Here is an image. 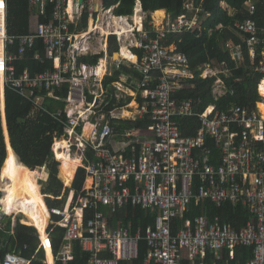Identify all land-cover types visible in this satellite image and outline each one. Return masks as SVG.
I'll return each mask as SVG.
<instances>
[{
	"label": "built area",
	"instance_id": "1",
	"mask_svg": "<svg viewBox=\"0 0 264 264\" xmlns=\"http://www.w3.org/2000/svg\"><path fill=\"white\" fill-rule=\"evenodd\" d=\"M29 2L43 15L52 5V17L39 22L35 32L19 36V49L12 52L8 47L15 38L7 32V0L2 4L0 0L1 80L5 88H13L61 119L64 132L54 139L55 157L61 164L54 146L65 138L71 154L82 160L77 171L86 169L78 195L72 183L70 204L49 206L48 238L51 225L65 229L57 257L52 248L55 263L73 261L78 242L88 257L87 264H134L140 243L145 241L147 253L142 264H233L238 246L251 248L252 256L237 264H264V22L260 25L251 17L257 14V3L249 0L246 5L251 16L235 22L255 71L263 75L256 107L234 103L220 109L218 101L234 91L217 77L212 88L215 109L208 112L209 105L199 112L193 98L176 97L183 83L195 77L196 70L176 41L168 43L173 33L201 29L198 15L203 9L193 0L186 1L184 14L167 16L159 25L149 21L146 28L135 26L121 33L115 19L133 24L132 15H118L116 6L101 7L100 0H84L82 4L79 0ZM84 11L89 24L79 30ZM110 35L117 36L119 51L105 60L103 73L96 65L78 62L81 55L99 53L98 45L106 48ZM38 39L54 60V69L35 75L25 70L18 75L14 63ZM123 46L131 57L122 55ZM225 47L235 59L241 53L230 38H226ZM36 58H41L40 53ZM122 65L139 75L121 74L118 80L106 83L114 67ZM210 65H203L204 78L220 72ZM66 83L69 95L61 98L57 91ZM111 94L123 103L110 109ZM47 99L63 100L64 106L53 110L46 105ZM175 116L194 118L193 131L186 132ZM147 118L152 123L144 128L122 132L116 128L121 120ZM88 152L93 153L92 158ZM37 169L49 175L47 164ZM47 179L39 178L38 182L42 185ZM4 193L0 189V199ZM44 195L48 201L50 194ZM226 202L248 207L251 218L241 228L209 214V203L221 207ZM194 203L200 204L201 212L188 216ZM129 204L143 209L151 220L137 226L132 221L123 222L119 213ZM4 215L14 216L13 225L23 223L19 215L4 212L0 217ZM39 238V248L45 251L43 262L49 264L40 231ZM28 248L25 244L8 252L0 264H32L36 256H25Z\"/></svg>",
	"mask_w": 264,
	"mask_h": 264
},
{
	"label": "trees",
	"instance_id": "2",
	"mask_svg": "<svg viewBox=\"0 0 264 264\" xmlns=\"http://www.w3.org/2000/svg\"><path fill=\"white\" fill-rule=\"evenodd\" d=\"M186 1L140 0L143 11L148 14V17L144 21V27H147L153 13L157 17L165 15L166 12L160 9H166L167 15L170 17H177L186 13ZM193 1L197 7L203 9L198 15L201 29L183 30L182 32L171 34L168 38V43L176 41L179 44V49L187 55L191 67L196 70L195 77L183 83L176 97L178 99L193 98L196 103V111L202 112L213 103V84L217 77H222L229 89L233 90L234 93L228 92L218 101L220 109H227L234 103L255 108L257 100L260 98L258 84L263 75L255 71V65L252 63L247 44L241 40V36L235 27L237 20L246 19L251 16L246 5L249 0ZM254 1L257 3L258 9L257 14L251 17L257 19L261 25L264 22L263 0ZM136 3L137 0H100L101 7L110 8L116 6V14L124 16H133L135 14ZM52 9L53 6L48 5L46 14L43 15L39 13L37 8L31 7L29 0H7V32L9 36L15 38L14 44L8 47L9 51H18L19 36L35 32L39 22H48L52 17ZM207 13H210V15H206ZM88 24L89 15L84 11L77 28L83 30L88 27ZM219 25L221 27H218ZM226 38L232 39L236 43V46L241 49V53L236 59L233 58L230 50L225 47ZM118 51L119 43L117 36L110 35L107 54L112 57ZM37 53H40L41 58H36ZM104 55L105 52L81 55L78 57V62L97 64L99 59L104 57ZM258 61L259 57L256 58V63ZM208 63L213 67L219 68L220 72L218 75L207 78L201 75L204 69L203 65ZM14 64L18 75L25 70L35 75L49 69H54V60L48 56L47 47L41 39H38L35 45L26 51L24 56L19 58ZM121 74L139 75L132 68L122 65L114 67L112 75H108L105 82L110 83L115 81ZM68 94V83H66L62 90L57 91V95L61 98H67ZM47 100L53 110L57 109H55L54 102L52 101L58 102L60 106H64L63 100ZM5 103L11 144L10 140L7 139V154L0 109V189L5 190L6 186L10 183L7 197L3 200V204L5 205L6 202V211L9 215L16 216L21 212L29 213L37 228L24 218H21L23 223L17 221L13 225L12 217L5 216L6 223L4 224L1 221L0 225V261L4 259L8 252L17 251L19 248H23L25 244H28L29 248L24 251V255L31 257L35 254L36 258L32 264H46L43 262L45 251L43 247L39 248V230L41 241L47 250V261L49 264H54L50 240L46 233L48 219H51L49 206L57 204L59 207H64L67 203L69 205L73 195L71 189L72 183L78 195L84 186L86 169L80 167L77 171L80 165L66 161H61L60 165V162L56 159L53 144L55 137L64 132L61 119L53 115L51 111L35 105L30 98L21 95L9 86L5 88ZM122 103H118L111 94L110 109ZM195 121L194 118L181 120L182 127L185 128L186 132H192ZM119 122L116 126L119 132H122L126 128H144L152 123L150 118L145 120H121ZM62 139H59L54 146L57 154ZM211 147L214 151H218L213 143ZM88 155L91 158L93 157L92 152H88ZM59 157L63 158L62 160L65 159L62 156ZM44 164H47L49 178L47 172L37 169ZM3 165L5 177L3 175ZM39 178H48L43 188L44 193L50 194L48 201L42 192L41 183L38 182ZM208 207L211 216L219 215L223 221L232 223L238 229L251 218L248 207L243 204L233 205L231 202H226L223 206L217 207L215 204L209 203ZM200 212V204L194 203L193 209L188 216H193ZM119 214L123 218V222L128 223L132 221L134 226L138 224L146 225L151 220L145 215L146 213L143 209L134 207L131 204L123 207ZM49 232L53 252L57 257L64 240L65 229L60 226L51 225ZM37 249L38 252H36ZM74 252L75 259L69 264H87L88 257L78 242L75 243ZM146 253L147 244L145 241H141L140 255L134 261V264H142ZM251 256V248L238 246L236 248L235 260L232 263H243ZM55 264H61V262L56 260Z\"/></svg>",
	"mask_w": 264,
	"mask_h": 264
},
{
	"label": "bare ground",
	"instance_id": "3",
	"mask_svg": "<svg viewBox=\"0 0 264 264\" xmlns=\"http://www.w3.org/2000/svg\"><path fill=\"white\" fill-rule=\"evenodd\" d=\"M138 1V0H137ZM136 4H138V3H136ZM137 8V7H136ZM137 12L138 13H135L134 15H133V18H134V20H133V24H128L127 22H125V23H122V22H120L119 21V19H115V26L117 27V28H119V29H121V30H119L120 31V33L121 32H126V31H129V29H133L135 26H138V27H143V28H145L144 27V22L142 23V24H140V23H137L136 21H141V19H142V14H141V8H140V6H138V8H137ZM125 20V19H124ZM136 20V21H135ZM129 28V29H128ZM103 31H105V29H103ZM174 48H177L176 46L174 47ZM122 55L123 56H125V57H131V54H130V52L128 51V49H127V47L126 46H123L122 47ZM105 59H102L101 60V63L98 65V71L100 72V73H102L103 71H104V65H105ZM215 107H216V103L215 102H213V103H211L210 104V106H209V108H208V112H211V111H213L214 109H215ZM175 119H178V120H187V119H190V116H175ZM61 148H63L64 150H60ZM61 153V155H62V153H63V157L65 158L64 160H62V159H60V157H59V154ZM57 157H58V159H60V161L62 160V161H66V162H73L74 164H77V165H82V160H81V158L80 157H74L72 154H71V151H70V148H68V142L66 141V139L65 138H63L62 139V142H61V144L59 145V152H58V154H57ZM79 162V163H78ZM9 185H10V183L6 186V188H5V190H8V188H9ZM5 204H6V202H5ZM5 210H6V208H5Z\"/></svg>",
	"mask_w": 264,
	"mask_h": 264
},
{
	"label": "crops",
	"instance_id": "4",
	"mask_svg": "<svg viewBox=\"0 0 264 264\" xmlns=\"http://www.w3.org/2000/svg\"><path fill=\"white\" fill-rule=\"evenodd\" d=\"M1 4H2V0H1ZM138 6H140V8H141V14H142V19H141V21H137V23H142V20H143V22L146 20V12H144L143 11V9H142V7H141V2L140 1H138V4L136 5V7L138 8ZM137 8H135V13H138L137 12ZM160 10H164L166 13H165V15L164 16H159V17H155L154 16V19H155V23L157 24V21H160V23L165 19V17H167L168 15H167V11H166V9H160ZM157 11H159V10H157ZM156 12V11H155ZM153 14H155V13H153ZM132 19L134 20V18H133V16H132ZM107 49H108V46L106 47V48H104V45H103V48L101 49V51L99 52V53H101V52H105V55H104V57H102V58H100L99 59V62L97 63V64H93V65H96V66H98L100 63H101V60L102 59H107V58H109L110 56L107 54ZM95 54H97V53H95ZM106 63H107V61H105ZM84 63H86V62H84ZM106 63H105V65H104V70H105V66H106ZM91 64V63H90ZM104 72V71H103ZM102 72V73H103ZM0 75H1V72H0ZM123 75V74H122ZM120 78V77H119ZM118 78V79H119ZM117 79V80H118ZM69 95V94H68ZM5 105H6V103H5V87H4V85H3V80H1V76H0V109H1V113H2V125H3V130H4V136H5V141H6V149H7V154H8V147H7V139H9L10 140V144H11V138H10V135H9V131H8V126H7V120H6V112H5ZM11 147H12V145H11ZM14 150V149H13ZM15 152V151H14ZM15 154H16V152H15ZM17 155V154H16ZM17 157H18V155H17ZM4 165H5V162H4ZM4 165H3V171H4ZM4 190V189H3ZM5 199V194L2 196V199H1V201H0V216L4 213V212H6L7 213V211L5 210V208H6V204L4 205L3 204V200ZM41 200H42V194H41ZM5 206V208H3ZM4 210H3V209ZM26 214H28V213H26ZM1 217H0V225H1ZM48 219V218H47ZM49 221H50V219H48ZM36 227V226H35ZM47 227H48V225H47ZM37 228V227H36ZM47 229V228H46ZM46 233H47V231H46ZM50 240V239H49ZM51 247V251H52V246H50ZM52 255H53V253H52ZM47 259V258H46ZM48 262V261H47ZM53 263L55 264V260H54V255H53Z\"/></svg>",
	"mask_w": 264,
	"mask_h": 264
},
{
	"label": "rangeland",
	"instance_id": "5",
	"mask_svg": "<svg viewBox=\"0 0 264 264\" xmlns=\"http://www.w3.org/2000/svg\"><path fill=\"white\" fill-rule=\"evenodd\" d=\"M138 1H140V0H138ZM138 1H137V3H138ZM137 5V4H136ZM141 7H142V5H141ZM167 11V10H166ZM146 16L148 17V14L146 13ZM154 16L157 18V16H156V14H152V19L151 20H149V21H155V19H154ZM136 21V20H135ZM137 22V21H136ZM142 23H143V20H142ZM141 23V24H142ZM160 24V21H157V25H159ZM98 47H99V50L100 49H102L103 47H100L99 45H98ZM97 49V47L95 48V52H98V49ZM211 66V65H210ZM211 67H213V66H211ZM210 68V67H209ZM218 68V67H217ZM217 70H219V68L217 69ZM52 102H54V107H55V109H58V108H60V107H63V106H60L59 104H58V102H55V101H52ZM46 105L47 106H50V103H49V101L47 100L46 101ZM59 156H62L63 157V153H62V155H61V153L59 154ZM18 159L20 160V158L18 157ZM60 159H63V158H60ZM59 159V160H60ZM62 161V160H61ZM21 162V161H20ZM79 163V162H78ZM61 165V164H60ZM40 170V169H39ZM59 171H60V168H59ZM1 175V174H0ZM3 175H4V177H5V172L3 171ZM48 178H49V175H48ZM48 180V179H47ZM0 182H1V180H0ZM41 182V181H40ZM46 182V180L42 183V187L44 186V183ZM40 190H41V188H40ZM5 191V198L7 197V191L8 190H4ZM3 208H5V206L3 207ZM2 208V209H3ZM4 210V209H3ZM21 218H24L25 220H27V221H29L30 223H32L33 225H34V221H33V219H32V217L29 215V213L28 214H26V213H24V212H21V213H19L18 214ZM5 216H7V215H4L3 217H1L2 219H1V221H3V223L5 224L6 223V221H5V219L4 218H6ZM12 217V220L14 221V216H11ZM49 223H50V221L48 220V225H49ZM3 224V225H4ZM35 226V225H34Z\"/></svg>",
	"mask_w": 264,
	"mask_h": 264
},
{
	"label": "water",
	"instance_id": "6",
	"mask_svg": "<svg viewBox=\"0 0 264 264\" xmlns=\"http://www.w3.org/2000/svg\"><path fill=\"white\" fill-rule=\"evenodd\" d=\"M79 1H80L81 4L84 2V0H79Z\"/></svg>",
	"mask_w": 264,
	"mask_h": 264
},
{
	"label": "clouds",
	"instance_id": "7",
	"mask_svg": "<svg viewBox=\"0 0 264 264\" xmlns=\"http://www.w3.org/2000/svg\"><path fill=\"white\" fill-rule=\"evenodd\" d=\"M38 230V229H37ZM39 232V231H38Z\"/></svg>",
	"mask_w": 264,
	"mask_h": 264
}]
</instances>
